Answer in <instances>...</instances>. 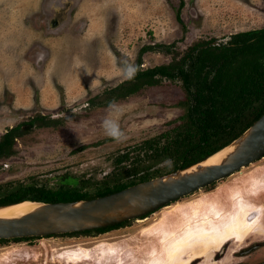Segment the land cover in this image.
<instances>
[{
  "label": "rangeland",
  "instance_id": "rangeland-1",
  "mask_svg": "<svg viewBox=\"0 0 264 264\" xmlns=\"http://www.w3.org/2000/svg\"><path fill=\"white\" fill-rule=\"evenodd\" d=\"M185 1L179 20L181 0H0V12L19 9L13 31L8 28L9 35L4 37L12 44L0 40V63L5 66L0 72L4 82L0 85V137L37 114L60 120L57 126L36 127L16 139V154L0 160V185L34 180L52 185L73 175L92 186L112 170L109 156L113 152L164 132L183 113L175 105L184 97L181 87L165 79L117 101L126 139L117 142L107 136L102 121L109 114L108 106H92L90 99H98L108 87L126 79L121 73L123 60L135 65L141 59L144 69L171 59V53L161 50L139 55L144 45L172 43V50L183 51L196 40L212 37L217 43L232 32L264 26V0H240L249 2L248 11L237 7L238 0ZM2 27L0 38L5 33ZM12 56L17 59L11 60ZM201 198H206L212 223L199 221L200 226H215L220 235L225 222H236L228 234L242 238L235 245L243 250L226 251L220 264L263 261L264 157L211 189L98 235H52L1 244L0 264H156L155 251L171 254L189 240L178 241L190 231L187 214L191 209L184 205ZM180 219L187 220L182 229ZM169 223L174 224L172 231L165 229ZM226 238L215 237L216 241ZM203 240L196 238L194 243ZM208 256L205 262L213 264ZM172 257L165 264H172Z\"/></svg>",
  "mask_w": 264,
  "mask_h": 264
},
{
  "label": "trees",
  "instance_id": "trees-1",
  "mask_svg": "<svg viewBox=\"0 0 264 264\" xmlns=\"http://www.w3.org/2000/svg\"><path fill=\"white\" fill-rule=\"evenodd\" d=\"M185 2L181 0L177 10L179 20ZM214 41L212 37L196 40L183 51L172 50V43L144 45L139 55L161 50L171 53V59L144 69L138 59L134 78H126L108 87L98 99H90L92 106H108L110 101L124 100L145 88L160 85L165 79L171 80L184 93V97L175 103L183 113L171 121L173 126L113 152L109 156L112 170L90 187L86 186L85 180L73 175L63 176L52 185H39L35 180L16 181L0 185V207L26 200L76 201L111 194L186 169L233 142L264 112V26L232 32L226 40ZM59 124V119L37 114L7 129L0 137V160H8L16 154L18 137L29 134L36 127ZM129 223L130 220L53 236L98 235ZM41 237L0 240V245Z\"/></svg>",
  "mask_w": 264,
  "mask_h": 264
},
{
  "label": "water",
  "instance_id": "water-1",
  "mask_svg": "<svg viewBox=\"0 0 264 264\" xmlns=\"http://www.w3.org/2000/svg\"><path fill=\"white\" fill-rule=\"evenodd\" d=\"M217 155L216 160L207 163ZM263 157L264 112L229 145L186 169L91 199L60 202L26 200L36 205L21 215L0 218V240L64 234L146 217L242 171ZM190 168L194 170L189 171Z\"/></svg>",
  "mask_w": 264,
  "mask_h": 264
},
{
  "label": "flooded vegetation",
  "instance_id": "flooded-vegetation-1",
  "mask_svg": "<svg viewBox=\"0 0 264 264\" xmlns=\"http://www.w3.org/2000/svg\"><path fill=\"white\" fill-rule=\"evenodd\" d=\"M55 16H57V15H55ZM52 22L53 23L56 22V19L53 18ZM263 207H264V205H263ZM252 217H253L252 215L249 216L247 218V220H250ZM144 218H147V217H144ZM232 218H234V217H232ZM141 219H143V218H141ZM199 221H206V222H208V224L212 223L211 221H209V219L207 217L193 219L192 221H189V226L187 228H190L189 235L192 238H191V241H188V243L191 242L192 246L188 247V245L183 244L180 247V251H177V252L174 251L171 254H169L168 251H155L156 252V255H155L156 264H159V263L165 264L167 262L168 258L172 257L173 255H176V256L172 257V260H173L172 264H207L205 262V259L207 258L208 253H213V256H208L209 257L208 260L210 263L212 262L213 264H220L221 261L223 260V258L225 257L226 251H232L234 253H238L239 250H243L242 246L239 248H236L239 245H235L236 243H239V241H242V238L238 237V235L231 236L228 234V230H230L232 228V225L234 223L236 224V222L231 223V224L229 223V225L226 222L225 223L223 222L224 225L221 226V228L223 227L222 228L223 232H221L220 235H217L215 230H214V229H217L215 226H211V227H206L204 225L200 226ZM197 225H198V227H197ZM172 228H173L172 225L171 226L168 225V227H166L165 229H166V231H169V230L172 231ZM213 232L215 233V235L212 234ZM241 235H239V236H241ZM250 235L255 236L253 232H251ZM226 236H227V238L222 240V241H216V239H215V237L221 238V237H226ZM196 238L197 239L203 238L205 241L204 240L202 242L197 241L196 243H194V240ZM256 245H257V243H255L253 246H256ZM230 246H232V247L230 248ZM194 249H196V250H194ZM249 253L250 252H248V254ZM248 254H245V255H248ZM234 257L235 258H241V254L240 255L235 254ZM243 263H242V261L238 260V261L231 262L229 264H243ZM252 264H264V260L258 261V262L252 263Z\"/></svg>",
  "mask_w": 264,
  "mask_h": 264
},
{
  "label": "crops",
  "instance_id": "crops-1",
  "mask_svg": "<svg viewBox=\"0 0 264 264\" xmlns=\"http://www.w3.org/2000/svg\"><path fill=\"white\" fill-rule=\"evenodd\" d=\"M240 2H242L241 4H240ZM234 5H235V3H234ZM249 5V2H247V1H240V0H238V3H237V7H240L241 6V9H246L245 11H248V6ZM18 10L19 9H17V10H14V9H10V11H1L0 12V20H3V21H1L0 22V25H4V27H2L4 30H5V33H3L2 35V37L0 38V40H3V44L4 45H11V44H8V42L6 41V39H4V37L6 36V35H9V33L7 32V30H8V28H9V30H10V32H11V28L13 27V26H15V24L17 23V21H18V18H19V16H18V14L17 13H19L18 12ZM26 13H28V12H26ZM4 15V16H3ZM5 15H7V16H5ZM2 16L4 17V18H2ZM9 26V27H8ZM16 29V28H15ZM12 31H13V28H12ZM6 34V35H5ZM16 34V33H15ZM14 34V35H15ZM1 50V49H0ZM13 57V56H12ZM16 60L17 59V57L15 58V57H13V58H11V60ZM11 60H9V61H7V62H10ZM2 67H4L5 68V66L4 65H2L1 63H0V72H2L3 71V68ZM4 82L3 81H1L0 82V85L1 84H3ZM262 160V159H261ZM261 160H259V161H261ZM260 167V166H259ZM257 168L256 170H260V168ZM249 172H247V173H251V171L252 170H248ZM254 171V170H253ZM252 171V175H257L258 173V171H255V172H253ZM182 199V198H181ZM206 198H201L200 200H198V201H195V200H193V201H190V202H188L186 205H184V206H188V210L189 209H191V210H189V212H188V214H187V216L189 217H187V219H189V221H192L193 219H198V218H203V217H207V215H209L208 214V211H207V208H209V205L207 206L206 204H207V201L205 200ZM180 200V199H179ZM178 201V200H177ZM176 202V201H175ZM174 203V202H173ZM172 204V203H171ZM207 206V207H204V206ZM210 205H212V204H210ZM259 205H262V204H259ZM184 206H181L180 207V209L182 208V207H184ZM185 210H187V209H185ZM181 221L179 222V221H177V222H179L178 224H179V226L181 225V229L184 227V225H185V223H187V220L185 219V220H182V219H180ZM176 222V223H177ZM182 222H183V225H182ZM173 226L174 227V224L172 223H169V226ZM177 225V224H176ZM178 226V227H179ZM189 233L190 232H187V233H184L185 235L184 236H181V239L180 240H178L179 242L180 241H184V240H186V239H189V240H187V241H185L184 242V244H186V245H188V247L189 246H192V244H191V242H189L188 243V241H191V236L189 235Z\"/></svg>",
  "mask_w": 264,
  "mask_h": 264
},
{
  "label": "clouds",
  "instance_id": "clouds-1",
  "mask_svg": "<svg viewBox=\"0 0 264 264\" xmlns=\"http://www.w3.org/2000/svg\"><path fill=\"white\" fill-rule=\"evenodd\" d=\"M121 67L122 75L127 79H132L136 75L138 69L127 59L123 60ZM109 114L102 121V128L105 134L117 142H121L126 139L125 132L121 129L118 116L121 113V106L115 101H110L108 103Z\"/></svg>",
  "mask_w": 264,
  "mask_h": 264
},
{
  "label": "bare ground",
  "instance_id": "bare-ground-1",
  "mask_svg": "<svg viewBox=\"0 0 264 264\" xmlns=\"http://www.w3.org/2000/svg\"><path fill=\"white\" fill-rule=\"evenodd\" d=\"M219 157V155L212 157L208 160L207 163H212L214 160H216ZM194 168H190L189 171H193ZM36 204L31 203L29 201H23L18 204H14L8 208L0 209V218H10L12 216H17L25 213L26 211L30 210L32 207H34Z\"/></svg>",
  "mask_w": 264,
  "mask_h": 264
}]
</instances>
